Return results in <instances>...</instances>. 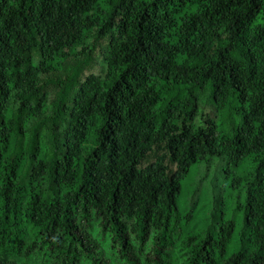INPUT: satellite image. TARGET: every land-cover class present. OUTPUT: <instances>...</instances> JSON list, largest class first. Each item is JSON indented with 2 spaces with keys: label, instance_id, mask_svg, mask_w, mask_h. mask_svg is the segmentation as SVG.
Here are the masks:
<instances>
[{
  "label": "trees",
  "instance_id": "obj_1",
  "mask_svg": "<svg viewBox=\"0 0 264 264\" xmlns=\"http://www.w3.org/2000/svg\"><path fill=\"white\" fill-rule=\"evenodd\" d=\"M92 31L101 72L72 67L47 114L45 78ZM212 156L253 164L246 240L229 254L224 219L183 264H264V0H0V264H171L182 180Z\"/></svg>",
  "mask_w": 264,
  "mask_h": 264
},
{
  "label": "rangeland",
  "instance_id": "obj_2",
  "mask_svg": "<svg viewBox=\"0 0 264 264\" xmlns=\"http://www.w3.org/2000/svg\"><path fill=\"white\" fill-rule=\"evenodd\" d=\"M107 39H99L92 31L85 39L84 44L76 48L75 51H81V54L72 57L69 61L63 64V69L57 71L55 76L45 78L47 83L48 102L47 114L54 105V102L61 90L58 86L59 79L63 78L67 73L72 72V67L78 68L83 65L81 72L89 74L90 72L100 73L102 70V60ZM90 53V55L88 54ZM91 56V64L87 65L83 60ZM83 63V64H82ZM202 112L209 114L214 118L220 128L227 134H233L229 129L238 126L240 117L235 110L229 107L223 110H217L209 102L203 105ZM205 116V115H204ZM241 119H242V115ZM41 119L35 120V124ZM34 122L28 123L27 126L33 129ZM201 122V116L197 118L196 123ZM46 128L45 125H43ZM36 128V127H35ZM34 128V129H35ZM39 130V137L46 139V130ZM34 134L32 131H26L25 136L18 140L13 139L12 152L25 148L26 145L32 142ZM41 148L45 151L47 144L40 143ZM253 170V164L250 160L245 159L238 167H231L228 159L224 157L212 156L208 160L199 162L192 166L189 174L182 180V191L178 198V205L182 214V222L180 234L176 235L175 246L170 250L172 254L171 264H183L186 258V240L190 234L205 235V232L210 230L217 233L223 220L233 219L235 221V230L233 239L230 243L229 254L236 251L246 240L247 229L244 226V211L246 206L247 185L246 179L250 176ZM239 177L242 180H239ZM191 214L189 219H186L188 214ZM105 249L109 255V241L104 242ZM114 264L119 262L113 257ZM30 264H50L42 257L29 259Z\"/></svg>",
  "mask_w": 264,
  "mask_h": 264
}]
</instances>
